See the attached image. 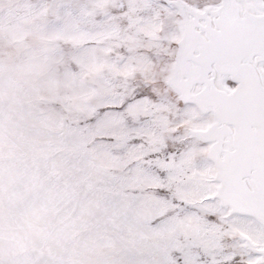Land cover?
Masks as SVG:
<instances>
[{
  "label": "snow or ice",
  "instance_id": "snow-or-ice-1",
  "mask_svg": "<svg viewBox=\"0 0 264 264\" xmlns=\"http://www.w3.org/2000/svg\"><path fill=\"white\" fill-rule=\"evenodd\" d=\"M0 264H264V0H0Z\"/></svg>",
  "mask_w": 264,
  "mask_h": 264
}]
</instances>
